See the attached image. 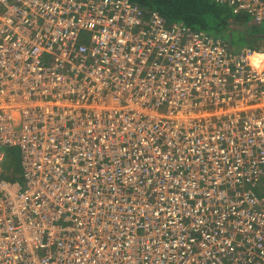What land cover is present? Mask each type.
Returning <instances> with one entry per match:
<instances>
[{
	"label": "built area",
	"instance_id": "1",
	"mask_svg": "<svg viewBox=\"0 0 264 264\" xmlns=\"http://www.w3.org/2000/svg\"><path fill=\"white\" fill-rule=\"evenodd\" d=\"M253 53L132 0H0V264H264Z\"/></svg>",
	"mask_w": 264,
	"mask_h": 264
},
{
	"label": "trees",
	"instance_id": "2",
	"mask_svg": "<svg viewBox=\"0 0 264 264\" xmlns=\"http://www.w3.org/2000/svg\"><path fill=\"white\" fill-rule=\"evenodd\" d=\"M140 5L144 10H157L167 20L169 24L180 23L190 29L203 31L211 36L220 37L218 35L220 31L223 35H228L227 27L230 26L236 31L238 30L240 35L247 33L246 42L236 51L239 52L243 49H251L253 51H264L262 44L264 43V29L262 24L264 21H255L246 13H236L234 8L228 2H222L217 0H132ZM214 20L216 26L211 27L210 22ZM246 25L245 31H241L242 26ZM242 25V26H241ZM256 29L259 30L258 34H254ZM226 43V41L224 40ZM227 45V43H226ZM228 46V45H227ZM229 48V47H228ZM264 55V53H257ZM9 158L7 166L11 176H15L18 172L15 169L17 165V156L13 153V149L9 150Z\"/></svg>",
	"mask_w": 264,
	"mask_h": 264
},
{
	"label": "rangeland",
	"instance_id": "3",
	"mask_svg": "<svg viewBox=\"0 0 264 264\" xmlns=\"http://www.w3.org/2000/svg\"><path fill=\"white\" fill-rule=\"evenodd\" d=\"M210 26L211 27H215L216 24L214 22V20H212L210 23ZM244 26H242V32L245 31V23H243ZM262 26V29H264V24L261 25ZM227 30L229 32L228 35H223L220 33V31H218V35H221L224 40L226 41L228 47L230 50H233V51H236L235 49H237L238 51V48L243 45V44H247L246 42V38H247V33H242V36L240 35L239 31L235 30L234 28H231L230 26L227 27ZM257 32H259V30L256 29V32L254 34H258ZM262 47L264 49V43L262 44ZM240 49V48H239ZM253 62H257V63H261V62H264V58L261 57V58H255ZM13 153L18 156L19 155V148H14L13 149ZM18 159V158H17ZM3 166H7V163L3 164ZM15 169H17V172L19 174V178L20 180H23L22 178V170H21V167L19 165V162H17V165L15 166ZM261 194H264V190H261Z\"/></svg>",
	"mask_w": 264,
	"mask_h": 264
},
{
	"label": "bare ground",
	"instance_id": "4",
	"mask_svg": "<svg viewBox=\"0 0 264 264\" xmlns=\"http://www.w3.org/2000/svg\"><path fill=\"white\" fill-rule=\"evenodd\" d=\"M261 57L264 58V55H259V54H257V53L255 52V53H253V55L251 56V60H252V62H253L255 58H261ZM253 63H254L256 66L260 67V68L264 66V62H261V63L253 62Z\"/></svg>",
	"mask_w": 264,
	"mask_h": 264
},
{
	"label": "crops",
	"instance_id": "5",
	"mask_svg": "<svg viewBox=\"0 0 264 264\" xmlns=\"http://www.w3.org/2000/svg\"><path fill=\"white\" fill-rule=\"evenodd\" d=\"M256 53H264V51H262V52H257V51H255Z\"/></svg>",
	"mask_w": 264,
	"mask_h": 264
}]
</instances>
